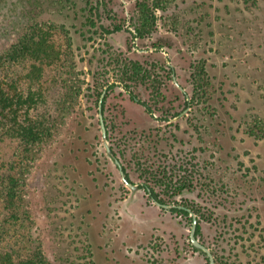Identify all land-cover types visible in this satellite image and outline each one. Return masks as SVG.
<instances>
[{
  "label": "rangeland",
  "instance_id": "obj_1",
  "mask_svg": "<svg viewBox=\"0 0 264 264\" xmlns=\"http://www.w3.org/2000/svg\"><path fill=\"white\" fill-rule=\"evenodd\" d=\"M134 1L105 0L106 10L128 22ZM258 1L259 8L243 0H169L158 12L159 32L138 42V49L162 44L166 54L157 55L129 51L127 31L99 39L81 19L38 10L41 20L64 23L68 30L55 38L71 39L66 68L75 66L74 80L81 88L74 112L59 121L57 134L26 174L23 206L30 214L29 231L54 264H207L189 243V219L159 208L144 189L132 191L122 182L105 154L90 96L93 75L115 78L127 58L146 60L170 100H178L176 86L162 69L151 67L164 56L189 92L193 64L204 60L214 84L211 99L198 100L187 114L165 122L151 118L116 88L104 108L109 144L134 184L148 183L164 202L198 210L199 238L214 254L227 257L242 245L246 255L236 264H264V136L259 139L264 135V0ZM16 2L0 1V50L15 41L26 20ZM65 70L58 61L43 71L51 112L62 94ZM133 88L148 99L142 87ZM179 103L171 113L181 110ZM164 114L155 111L156 117ZM253 128L257 137L250 133ZM14 148L12 140L0 143V163ZM191 182L193 189L178 193Z\"/></svg>",
  "mask_w": 264,
  "mask_h": 264
},
{
  "label": "trees",
  "instance_id": "obj_2",
  "mask_svg": "<svg viewBox=\"0 0 264 264\" xmlns=\"http://www.w3.org/2000/svg\"><path fill=\"white\" fill-rule=\"evenodd\" d=\"M6 1V0H0ZM19 16L23 17L22 31L6 48L0 50V143L12 140L15 143L11 157L0 163V264H54L48 257L40 239L29 231L31 219L29 210L24 208L26 174L29 172L42 151L44 144L51 141L57 134L59 121L65 122V117L73 112L75 104L81 97L80 81L74 75L75 66L66 68L69 61L71 39L58 42L55 38L60 31L68 32L64 23L60 25L52 19L41 20L38 10H53L52 13L62 15L64 19L76 20L79 16L76 10H81L86 23L96 26V34L106 37L123 29V23L118 21L111 25L104 21L111 20L103 0H16ZM169 0H137L135 9L137 17L133 24V36L145 38L157 31V10L166 9ZM251 7L259 8L258 0H243ZM36 10V11H34ZM60 10V11H56ZM62 10V11H61ZM73 10V18L68 11ZM41 12V11H40ZM54 15V14H52ZM134 22V21H133ZM6 27H4V30ZM68 35V34H67ZM64 40V39H63ZM155 53L162 51L160 45H154ZM158 57V56H157ZM65 60V62H64ZM63 63L66 71L61 81L62 94L53 112L47 108L45 91L42 87V74L46 67ZM119 61V60H117ZM159 63L151 67L162 69L171 80L176 73L174 65L167 57H158ZM159 65V66H158ZM191 83L195 92L203 101L211 98L210 89L214 87L207 72L206 62L193 64ZM121 69L116 81L108 89L122 86L131 96H136L132 87L138 84L153 88V93L161 94L163 83L158 79L147 62L140 59L122 60ZM93 85V86H92ZM93 104L97 107L104 82L95 79L92 83ZM105 101V100H104ZM103 101V105H104ZM152 113L151 105L141 101ZM152 195L157 197L154 190ZM183 215L189 212L183 207H175ZM200 224H197V234ZM240 255H238L239 257ZM216 262H223V256L215 255ZM225 264H228L225 262Z\"/></svg>",
  "mask_w": 264,
  "mask_h": 264
},
{
  "label": "flooded vegetation",
  "instance_id": "obj_3",
  "mask_svg": "<svg viewBox=\"0 0 264 264\" xmlns=\"http://www.w3.org/2000/svg\"><path fill=\"white\" fill-rule=\"evenodd\" d=\"M104 1V4H105V0H103ZM137 0H135L134 1V6H133V13H134V15H133V17H131L130 18V21H122V20H117L116 19V17H115V15H111L109 12H108V10H106L107 11V13H108V15L109 16H111V20H108V21H104V22H106L107 24H111V25H113L114 23H117L118 21H120V22H122L123 23V29L121 30V31H117V32H115V33H118V32H122V31H127V32H129L130 33V35H131V37H130V41H129V46H128V48H129V51H131V50H135V51H138V50H141L142 52H144V51H147V52H150V53H152L153 55H157V53H155V51H154V45H160L161 47H162V51H160L159 53H165L166 54V52H165V50H164V48H163V45L162 44H160V43H155V42H153L152 44H151V46H149V47H146V46H144L145 48H141V49H138V42H140V41H146V40H148V39H150V38H152V37H154V35L156 34V33H158L159 32V25H158V21H159V16H158V12L160 11V10H157L156 11V14H157V31L156 32H154L151 36H148V37H145V38H136V37H134L133 36V34H132V32H133V24L135 23V18L137 17V12H136V9H135V2H136ZM106 5V4H105ZM165 10V9H164ZM63 11H66V10H63ZM72 11V15H71V18H73V13H74V11L73 10H71ZM77 11V10H76ZM78 12V11H77ZM67 13V11L66 12H63V14H66ZM77 14H79V16H81L82 15V11H81V14L78 12ZM78 16V18L76 19V20H82V27H89L90 29H92V30H90L91 31V33L93 34V35H96V37L97 38H99V39H102V38H104V39H106V38H108L109 36H111L112 34H115V33H112V34H110V35H108V36H104V37H100L99 35H97L95 32H96V30H97V27L95 26H91V25H88L87 23H86V20L84 19V18H82V17H79ZM71 20H74V19H71ZM134 21V22H133ZM82 35H85L84 33L82 34ZM128 45V44H127ZM164 57H166V56H164ZM125 59H127V58H125ZM124 60V59H123ZM129 60V59H128ZM136 60V59H135ZM141 61H143V62H146V60H142V59H140ZM100 62H101V60H100ZM102 63H103V59H102ZM169 63L171 64V62H170V60H169ZM173 65V64H172ZM193 66V65H192ZM175 67V66H174ZM176 69V68H175ZM100 73V72H99ZM192 74V73H191ZM95 75V74H94ZM93 75V82H95V79H98L99 80V78L97 77V76H94ZM165 76H166V74H165ZM167 78V77H166ZM117 79H116V77L114 78H110V79H106V80H99V81H101V82H104L105 83V86H103V89L101 90L102 92H101V94H100V96H99V99H98V103H97V107H95L94 106V108H96V113H97V116H98V125H99V128H100V131H101V127H100V118H99V112H100V110H99V100H100V97H101V95H102V93L103 92H105V95H104V97H103V99H102V108H101V110H102V114H103V120H104V123H105V127H106V131H107V143H108V145L110 146V148H111V151H112V153H113V155H114V157L119 161V164H120V166L119 165H117L115 162H114V160H113V158H111L108 154H107V151H106V148H105V145H104V141H103V137H102V142H103V146H104V149H105V154H106V156L112 161V163L114 164V166L116 167V169L118 170V172H119V175H120V178H121V180H122V182L126 185V186H128L124 181H123V179H122V176H121V173H120V170L122 169L123 170V172H124V174H125V178L127 179V181L129 182V183H131V184H133V185H135L136 186V188H135V190H137V189H144L145 190V193L147 194V195H149V197H150V199L154 202V204L155 205H157L159 208H163V209H166V210H169V211H171V212H174V213H177V214H179V215H181V216H185L187 219H189V221H190V227H189V232H188V239H189V243H190V245H191V247H192V249H194L196 252H198V253H200V254H202V255H204L205 256V259H206V262H207V264H209V262H208V257L206 256V254H205V252H203V251H201V250H199L198 248H196V247H194V245L192 244V242H191V240H190V230H191V225H192V220H193V216H195V218H196V220H197V224H198V222H199V224H200V218H199V216H198V213H197V211L198 210H196L194 207H191V206H188V205H186V204H171V203H167V202H164L160 197H159V195H158V192L151 186V185H149L148 183H139V184H134L133 182H132V180H131V178H130V176H129V174H128V172H127V170H126V168H125V166H124V164H123V162H122V160L120 159V157H119V155L116 153V151L113 149V147L109 144V134H108V126H107V123H106V120H105V116H104V108H105V103H106V100L108 99V93L110 92V91H113L114 89H116V88H121L122 90H123V92L124 93H126L127 94V96H128V98L131 100V101H133L134 103H137V104H139V105H141L143 108H144V112L145 113H147L151 118H155L156 120H161V121H167V122H170V121H173L174 119H177V118H179V117H181L182 115H183V113L184 114H187L188 113V111L190 110V108L192 107V105L194 104V102L197 104L198 102V100L199 101H203V99H199L200 97H198V96H196V97H194V95H196L197 93L195 92V89L193 88V86H192V83H191V78H190V85H191V92H189L188 91V89L187 88H185V87H183L179 82H178V80H177V75H176V73L175 74H172V79L170 80L171 82H172V84L174 85V86H176L175 88H176V90H177V94H176V96H175V98L176 99H178V100H170V98L167 96V93L169 92V90H167L166 88H167V86L165 87L164 85L162 86V88H161V94L160 95H156L155 93H153V88H151V87H146V86H142V85H140V84H138V85H136L135 84V86H133V87H135V89L136 88H139V86L140 87H142L143 88V90H145V94L147 95V97H148V99H141V98H139V96H138V94H137V92H134V88L132 87V91L135 93V95L136 96H131L128 92H127V90H125L122 86H115L114 88H112V89H108V86L111 84V83H114L115 81H116ZM163 83V82H162ZM165 90V91H164ZM93 93V91L91 90V94ZM91 96V95H90ZM92 97V96H91ZM80 99V98H79ZM180 99V100H179ZM105 100V101H104ZM92 101H94V98L92 97ZM103 101H104V105H103ZM141 101H145V102H148L149 103V105H151V109H152V113H150L148 110H147V108L145 107V105L143 104V103H141ZM177 101H179L180 103V105H182V108H181V110L180 111H176V112H170L173 108H175L176 106V104H175V102H177ZM79 102V101H78ZM77 102V103H78ZM76 103V104H77ZM75 104V105H76ZM178 104V105H179ZM177 105V106H178ZM74 110H75V106H74V109H73V112H74ZM156 110H161L162 112H163V116H161V117H156V115H155V111ZM73 112H71L70 114H72ZM170 112V113H169ZM252 135H254L255 137H257V134H256V132H255V129L253 128V130H251V132H250ZM101 136H102V131H101ZM264 135L262 134L261 136H259V139L260 138H262ZM129 187V186H128ZM130 188V187H129ZM194 188V186H193V183L191 182V183H184L181 187H179L178 188V193L180 194V193H182V192H184L185 190L184 189H186V190H188V191H190L191 189H193ZM130 190H132L131 188H130ZM135 190H132V191H135ZM152 190H154V192L157 194V197H155L154 195H152V193H151V191ZM155 200H157L159 203H156L155 202ZM169 205L170 207H164L163 205ZM175 207H183V208H185L188 212H189V215H183V214H181V213H179V212H177V211H174L173 210V208H175ZM200 233H201V225H200ZM200 233H198L197 234V226H196V231H195V236H196V238L199 240V242H201L203 245H205L210 251H211V253L213 254V257H214V261H215V264H220V262L218 261V262H216V260H215V255H216V253L214 254V252L211 250V248L210 247H208L205 243H203L201 240H200V238H199V235H200ZM235 245H236V247H238V244L237 243H235ZM241 247V251H239V250H237L238 248H231V250H229V253H228V259L230 258V257H233V260H231L230 261V263L228 262V261H225V262H227V263H229V264H231L232 262H234L235 264L236 263H239L240 262V260H243L242 259V256L243 255H246L245 254V251L244 250H242V248H244V246H240ZM231 251V252H230ZM246 252H247V250H246ZM238 255H240L239 257H238ZM218 256V255H217ZM219 256H223V259H225V258H227L224 254L223 255H219ZM239 261V262H238ZM241 262H243V261H241Z\"/></svg>",
  "mask_w": 264,
  "mask_h": 264
},
{
  "label": "water",
  "instance_id": "obj_4",
  "mask_svg": "<svg viewBox=\"0 0 264 264\" xmlns=\"http://www.w3.org/2000/svg\"><path fill=\"white\" fill-rule=\"evenodd\" d=\"M105 95V92L102 93L101 97H100V100H99V118H100V127H101V131H102V137H103V141H104V145H105V148H106V151H107V154L113 158L114 162L120 166L119 164V161L114 157L112 151H111V148L110 146L108 145L107 143V131H106V127H105V123H104V120H103V114H102V99ZM120 173H121V176H122V179L123 181L132 189V190H135L136 186L129 183L127 181V179L125 178V174L123 172V170L121 169L120 170ZM156 203H159L157 200H155ZM164 207H170L169 205H163ZM196 226H197V220L195 218V216H193V220H192V225H191V230H190V240L192 242V244L194 245V247L198 248L199 250L205 252L206 256L208 257V262L209 264H215V261H214V257H213V254L211 253V251L205 246L203 245L201 242H199V240L196 238L195 236V231H196Z\"/></svg>",
  "mask_w": 264,
  "mask_h": 264
}]
</instances>
